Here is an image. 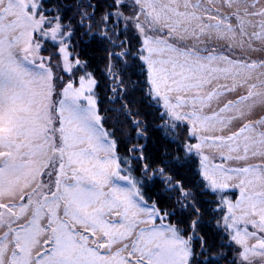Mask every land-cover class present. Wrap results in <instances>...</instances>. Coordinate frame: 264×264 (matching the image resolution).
Instances as JSON below:
<instances>
[{
  "label": "snow or ice",
  "instance_id": "1",
  "mask_svg": "<svg viewBox=\"0 0 264 264\" xmlns=\"http://www.w3.org/2000/svg\"><path fill=\"white\" fill-rule=\"evenodd\" d=\"M0 264H264V0H0Z\"/></svg>",
  "mask_w": 264,
  "mask_h": 264
}]
</instances>
